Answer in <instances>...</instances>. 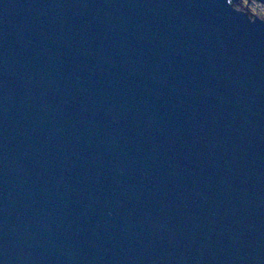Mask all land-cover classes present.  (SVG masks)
<instances>
[{
  "label": "water",
  "instance_id": "1",
  "mask_svg": "<svg viewBox=\"0 0 264 264\" xmlns=\"http://www.w3.org/2000/svg\"><path fill=\"white\" fill-rule=\"evenodd\" d=\"M242 3L0 0V264H264Z\"/></svg>",
  "mask_w": 264,
  "mask_h": 264
},
{
  "label": "rangeland",
  "instance_id": "2",
  "mask_svg": "<svg viewBox=\"0 0 264 264\" xmlns=\"http://www.w3.org/2000/svg\"><path fill=\"white\" fill-rule=\"evenodd\" d=\"M245 7L248 4V7L250 9V11L255 14L258 15L259 17L264 18V5L252 0L250 3H248L247 0H243L242 3ZM244 6H239L240 9H245Z\"/></svg>",
  "mask_w": 264,
  "mask_h": 264
}]
</instances>
